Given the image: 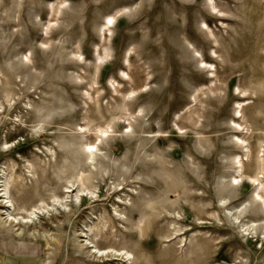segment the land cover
<instances>
[{"label": "rangeland", "instance_id": "374dc122", "mask_svg": "<svg viewBox=\"0 0 264 264\" xmlns=\"http://www.w3.org/2000/svg\"><path fill=\"white\" fill-rule=\"evenodd\" d=\"M263 221L264 0H0L2 264H264Z\"/></svg>", "mask_w": 264, "mask_h": 264}, {"label": "bare ground", "instance_id": "6f19581e", "mask_svg": "<svg viewBox=\"0 0 264 264\" xmlns=\"http://www.w3.org/2000/svg\"><path fill=\"white\" fill-rule=\"evenodd\" d=\"M110 19H111V18H110ZM110 19H109V20H110ZM111 20H112V19H111ZM111 20H110V21H111ZM107 22H108V21H107ZM109 24H110V23H109ZM110 25H113L112 22H111ZM11 58H13V57H11ZM98 58L101 59L102 57L99 56ZM139 112L141 113V112H142V109H140ZM140 116H141V115H140ZM128 128H129V127H128ZM101 132H102V134H106V131L101 130ZM97 133H98V132H97ZM103 137H104V136H103ZM98 142H99V139H98ZM96 143H97V142H96ZM96 145H97V144H96ZM71 148H72V147H71ZM85 148L88 150V153H89V154H88V158H89V160H90V159L94 156V151H95L96 146H95V145H92V144H88V145H85ZM69 149H70V148H69ZM76 149H77V148H76ZM82 149H83V148H82ZM96 149H97V148H96ZM83 150H84V149H83ZM87 150H85V151L87 152ZM141 154H142V153H141ZM52 156H53V155H52ZM90 162H91V160H90ZM87 163H88V161H87ZM91 163H92V162H91ZM91 166H92V165H91ZM261 167H262V166H261ZM259 168H260V167H258V170H259ZM83 169H84V168H83ZM80 172H81V171H80ZM103 172H104V171H103ZM85 173H86V172H84V174H85ZM78 174H79V173H78ZM80 174H81V173H80ZM91 175H92V173H91ZM77 176H78V175H77ZM93 179H94V178H93ZM100 179H102V178H100ZM74 180H75V179H74ZM82 180H83V179H82ZM233 180H234V179H233ZM77 181H78V180H77ZM256 181H259V179L257 178ZM235 182H236V181H235ZM233 183H234V182H233ZM81 184H82L83 186H85L83 183H81ZM7 186H8V185H7ZM83 186H82V187H83ZM90 186H91V185H90ZM86 187H87V186H86ZM86 187L80 189V191H81V192H82V191H83V192H84V191H87L88 188H86ZM89 189H90V188H89ZM4 190H6V188H5ZM228 192H229V191H228ZM256 195H257V192H256ZM254 196H255V195H254ZM223 199H224V198H223ZM242 206H243V205H242ZM242 206H241V207H242ZM153 210H154V209H153ZM263 222H264V221H263ZM5 223H6V221H5ZM255 224H256V223H255ZM255 224H254V222L251 221V224H250V225H251V228L253 227V230L255 229L254 227H256ZM259 224H260V223H259ZM259 224H258V226H259ZM262 224H264V223H262ZM248 225H249V224H248ZM248 225H247V226H248ZM245 227H246V226H245ZM246 228H247V227H246ZM262 229H263V228H262ZM249 230H250V229H249ZM10 248L12 249V247H7V245L5 246V249L7 250V251H6V254H10L9 252H11V251H10V250L8 251V249H10ZM1 258H2V257H0V264H2V263H1Z\"/></svg>", "mask_w": 264, "mask_h": 264}]
</instances>
